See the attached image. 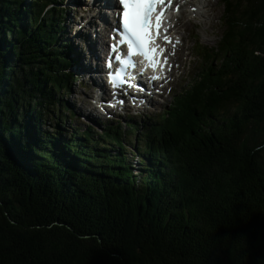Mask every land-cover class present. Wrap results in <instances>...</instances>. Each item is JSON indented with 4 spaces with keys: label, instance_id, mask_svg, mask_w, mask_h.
I'll list each match as a JSON object with an SVG mask.
<instances>
[{
    "label": "trees",
    "instance_id": "trees-1",
    "mask_svg": "<svg viewBox=\"0 0 264 264\" xmlns=\"http://www.w3.org/2000/svg\"><path fill=\"white\" fill-rule=\"evenodd\" d=\"M50 4L0 0V140L35 134L53 154L15 152L26 178L0 184V264H264V0H223L218 44L194 46L198 70L134 151L107 126L57 152L33 123V107L54 118L60 76L78 82Z\"/></svg>",
    "mask_w": 264,
    "mask_h": 264
},
{
    "label": "rangeland",
    "instance_id": "rangeland-1",
    "mask_svg": "<svg viewBox=\"0 0 264 264\" xmlns=\"http://www.w3.org/2000/svg\"><path fill=\"white\" fill-rule=\"evenodd\" d=\"M50 1L54 2L55 0H50ZM69 1L71 2L72 6L71 8H67V9H69V11H73L75 9V13H74L75 17L73 15L70 16L73 18V21H74L72 23L71 29L73 28V25L75 22L80 23L81 20L82 22L80 23L79 26L83 25L84 27L89 21V14L92 13L94 9L89 8L85 0H69ZM73 1L79 2V3L84 2L86 4L85 6L81 5L80 10L82 12L78 13V16H76L77 7L73 6ZM186 2L188 1H184L182 5H184ZM222 4H223V0H206L205 4L203 5L205 6V8L203 9L205 13L203 18H199L194 15L191 16L192 10L189 5L182 7L179 10L180 14L177 13L178 14L177 18L174 19V21L172 22V25L175 27L174 33L177 36H180L181 39L183 36L184 40H182L181 42L177 41L176 47L174 48L172 47L173 51H171V57H173L175 60L174 67H173L174 69L173 74L166 81L164 85L165 89L162 91L161 96H158L156 94L153 95L157 103H161L159 106L154 105L153 108L148 112L153 117L155 118L160 117V115L164 113L166 109L170 108L169 107L170 104L173 103V100L171 99L172 94L180 92L181 89H183V87L191 80L192 76L198 70L199 62L194 57L195 44L200 43L203 46L213 47L219 41L221 32H222L220 20L224 12V7ZM85 8L88 10L87 12L85 11ZM210 12L211 14L208 16V13ZM68 32L70 34V30H68ZM94 33L95 32L93 30L92 34ZM99 36H102V38L105 37V35H102V34H100ZM70 37H69V41H70L69 45L73 46L74 44L76 52H79L82 54V49H84V45L81 43L74 42V40L73 39L71 40ZM83 42H86V41L83 40ZM86 48H88L87 45H85V50ZM87 54H89V52L83 55L87 56ZM11 57L13 59V55H11ZM76 61L79 64V59L76 58ZM82 76H83V80H85V75H82ZM78 83L75 84V87H74L75 90L78 88L77 87ZM171 88L172 90L170 94L169 92ZM91 93H92L91 90L89 89V93H88V89H87V93H85L87 96H84L83 91H80L79 94L76 93V94H73L71 97L67 98V101H71L72 103L71 107L79 114V119H77V122H69L70 120L68 119L67 124H80L78 126L80 131H86L87 128H92L94 130L93 134L95 136H101L103 134V131H105V128L108 124H116V125L119 124L120 126H122L123 130L128 131L129 126L132 124L134 125V127L138 126L140 130H144L145 129L144 123L148 125V127H150V124L153 123V120L151 119L145 120V117L141 116L142 114H144L143 112H136L135 115H137V119L132 120L131 115H130L131 118L129 119L127 118L128 116L127 111L105 112L101 108H99L98 111H91L89 107H86L84 111L85 112L88 111L90 119H88L87 121V118H85L84 114H83V119H82L81 118L82 108L84 106V103L89 98L91 102V99H92ZM33 111H34L33 120L35 121L33 123H36L46 135L44 128L48 130L49 127L47 126H51L50 124H52L50 123L49 119L46 116L47 113H43L41 115V111L39 113L38 108H35V107H33ZM130 122L132 124L128 125ZM80 127H84L85 129H80ZM110 128L112 130H116V127L114 126H110ZM68 129L69 128L62 127L61 124L57 123V126H56L57 137H55L56 138L55 142H58L59 145L54 146L55 151L57 152L60 151V148H61V147L59 148L60 145L64 148L71 147L68 144H64V139H65L64 132L67 131ZM6 130H8V132H11L12 127H9ZM136 131L137 130H134V132L131 133L134 136L132 137V139H135V141L132 140L131 142H129V141H125L126 139H124L125 143L129 147L127 149H129L130 151H134L136 146H139V139H142L143 136H146V135H143L142 137H140L141 135L139 134L140 136L138 135V137H136L135 136ZM32 132H33V129H32ZM11 136H12V140L9 139L7 135L8 142L4 140H0V147L4 149L3 156L4 158L7 157V160L10 162V165H9L10 167L8 170L0 166V184L6 182V183H11L14 186L17 184L22 185L26 178L25 176L26 165L25 164L22 165L23 169L21 168L22 169L21 171L16 169V163H15V158H14L15 152H21L20 161L21 163L25 162L28 167H31L33 165L31 164V161L29 160V156H28V152L31 150L32 146L36 148V151L42 152L43 153L42 155L44 154L47 155V152H48V157H46V160H52L53 158H50L49 155L53 156V154L50 152L51 147L47 146L46 144H43L42 141H40L42 140L40 136L38 137L37 135L34 134L35 137H33L32 139L30 138L32 141L26 137L24 139L22 137H16L14 135H11ZM45 141H53V140L45 136ZM70 150L72 151V149ZM131 163L133 167L134 166L138 167V165L136 164L138 163V159H134V161H131ZM133 173L134 175L139 174V168H135ZM47 177L48 176L46 175V178L44 180H48ZM0 203H1V200H0Z\"/></svg>",
    "mask_w": 264,
    "mask_h": 264
},
{
    "label": "bare ground",
    "instance_id": "bare-ground-1",
    "mask_svg": "<svg viewBox=\"0 0 264 264\" xmlns=\"http://www.w3.org/2000/svg\"><path fill=\"white\" fill-rule=\"evenodd\" d=\"M92 1L93 0H88V2H87L89 8H91ZM182 1H184V0H182ZM188 1L191 2V6H190L191 10H192L191 16L194 15L196 17L203 18L205 15V13L203 11L205 6H203V5L205 4L206 0H188ZM180 2H178V3L180 4ZM96 3H100L102 5L104 20L107 22V24L105 26H102V28L105 29L104 34L110 33V31L108 29L110 27V22L108 20L107 10L109 8H112L115 5L119 6V4L117 3L116 0L113 4H112L111 0H107L106 3L99 2L97 0ZM50 5H51V7H55V8L61 9V10L71 8V6H72L71 2L68 5H65L62 0H55L54 2H51ZM52 5H54V6H52ZM185 6H187V5H185ZM80 7H81V5L78 6L76 9L77 10L76 16H78V13L82 12L80 10ZM67 10H68V14H67L68 20L66 22V28L63 32V39H64L65 43L67 45H69V42H70L69 37L71 36L70 37L71 40L73 39L74 42L81 43L84 45V49H82V54L79 52H76L75 45L73 43H72L73 46L71 45L73 47L72 59L75 61V64H76V66L74 68L73 67L71 68V72L76 73L79 77V81H78L79 83L77 82L78 88L76 90L74 89L75 85H72L70 90L65 88L64 100L71 105L72 104L71 101H67V98L71 97L73 94H76V93L79 94L80 91H84L88 88L92 89V88H97L99 86V84H100L99 73L102 75L103 72L100 70L101 69L100 68V62L96 56H98L100 54V47H101V51L102 52L104 51V44L102 41L103 40L102 36H99L96 38V36L94 34H92V31L94 30L93 23H95L96 21H99L97 18L93 17V13L89 14V22H87V24L84 27H83V25L79 26L80 23L82 22V20H81L80 23L75 22L73 25V28L71 29L72 23L74 21H73V18L70 16L73 15L75 17V15H74L75 9L73 11H69V9H67ZM210 14H211V12L208 13V16ZM100 23H102V20L98 22V24H100ZM68 30H70V34H69ZM82 39L85 40L87 43L83 42ZM173 39L174 40L178 39L176 37V34L173 35ZM174 40H173V43H174ZM85 45H87V47H88V48H86V50H85ZM170 49H172V47ZM87 51L89 52V54H87V56H84L83 54L88 53ZM76 58L79 59V64L76 61ZM90 64H91V66H90ZM82 75H85V80H83ZM129 80H130V78H129ZM77 83H75V84H77ZM89 89H88V93H89ZM92 95L94 96V100H96V98L100 96L99 93L94 94V92H92ZM96 102H98V101L96 100ZM153 102H154V100H152V99L149 100V104H152ZM96 104H98V103H96ZM86 107H89V109H91V108H94L95 105H93V102L86 101V105L83 106L82 117L84 114L85 118L88 119V111L87 112L84 111V109ZM143 107H144V105H141L139 107V110L142 109ZM66 112L69 113L70 110L66 109ZM158 118H157V122H159ZM79 125L80 124H66L67 128L71 129L69 131L71 133L73 131L77 130ZM80 129H85V128L80 127Z\"/></svg>",
    "mask_w": 264,
    "mask_h": 264
},
{
    "label": "snow or ice",
    "instance_id": "snow-or-ice-1",
    "mask_svg": "<svg viewBox=\"0 0 264 264\" xmlns=\"http://www.w3.org/2000/svg\"><path fill=\"white\" fill-rule=\"evenodd\" d=\"M161 3L164 0H160ZM119 3L123 5V28L130 34L131 39L129 45H135L138 48H142L144 44V36L148 31L150 21L152 20V12L154 8L155 0H119ZM161 22L159 17L156 19V27L159 29ZM165 40L169 38L164 37ZM132 53L129 52V55ZM146 57L147 52L143 53ZM119 59V57H117ZM130 61H124L127 66ZM123 75V71L117 72L114 80H119ZM120 83H124L120 80Z\"/></svg>",
    "mask_w": 264,
    "mask_h": 264
}]
</instances>
